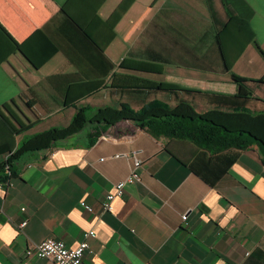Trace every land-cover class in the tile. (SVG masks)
<instances>
[{"label": "crops", "instance_id": "crops-1", "mask_svg": "<svg viewBox=\"0 0 264 264\" xmlns=\"http://www.w3.org/2000/svg\"><path fill=\"white\" fill-rule=\"evenodd\" d=\"M154 99L264 113V0H0V108L20 101L34 122L19 135L0 124V148L67 126L81 107ZM87 132L23 155L0 188V264H52L24 250L48 237L74 247L89 230L84 264H264L256 145L212 155L129 120L92 145ZM134 150L137 179L102 211L132 164L115 155Z\"/></svg>", "mask_w": 264, "mask_h": 264}, {"label": "trees", "instance_id": "trees-1", "mask_svg": "<svg viewBox=\"0 0 264 264\" xmlns=\"http://www.w3.org/2000/svg\"><path fill=\"white\" fill-rule=\"evenodd\" d=\"M230 69V65L226 64ZM240 83L246 79L232 74ZM11 104H16L11 101ZM30 104V103H28ZM129 120L138 128L156 138L185 140L216 155L228 149H245L256 145L264 156V113L252 114L246 110L233 112L212 109L197 112L188 102L170 106L154 99L138 109L121 103L119 108L98 107L92 115L79 108L64 127H50L23 138L14 148L2 149L0 154V183L19 174L23 155L52 148L56 141L88 129V144L92 145L111 125ZM0 124L11 135L30 129L34 122L23 123L12 112L9 104L0 108Z\"/></svg>", "mask_w": 264, "mask_h": 264}, {"label": "built area", "instance_id": "built-area-1", "mask_svg": "<svg viewBox=\"0 0 264 264\" xmlns=\"http://www.w3.org/2000/svg\"><path fill=\"white\" fill-rule=\"evenodd\" d=\"M139 151L134 150L131 153H119L115 157H127L132 158V164L128 175L122 180H119L113 184L111 191L106 193L104 199L101 202V210L104 212L111 211L113 209V201L116 198H121L125 192V185L127 183H133L138 177V170L141 166V160L137 157ZM7 182L0 183L2 188ZM80 205L88 212H93V208L85 201H81ZM24 210V207H22ZM182 219H186V214L182 215ZM27 224V219H23L20 223V227H24ZM95 235L93 230H89L85 234V238L76 246L68 247L65 243L57 238L48 237L42 240L40 243L33 247H28L24 250L25 257L29 258L33 255L39 258H49L52 264H84V258L87 252H90L89 243L87 238ZM25 264H32L26 262Z\"/></svg>", "mask_w": 264, "mask_h": 264}, {"label": "rangeland", "instance_id": "rangeland-1", "mask_svg": "<svg viewBox=\"0 0 264 264\" xmlns=\"http://www.w3.org/2000/svg\"><path fill=\"white\" fill-rule=\"evenodd\" d=\"M20 102V101H19ZM18 101L17 102H15L16 104H11V103H9V106H10V109L12 110V112L18 117V119L19 120H21L23 123H25L24 121H23V119L22 118H20L21 116H20V108H24V104L23 103H19ZM28 123V122H27Z\"/></svg>", "mask_w": 264, "mask_h": 264}]
</instances>
